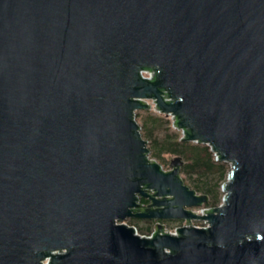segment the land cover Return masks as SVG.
<instances>
[{
	"label": "water",
	"instance_id": "obj_1",
	"mask_svg": "<svg viewBox=\"0 0 264 264\" xmlns=\"http://www.w3.org/2000/svg\"><path fill=\"white\" fill-rule=\"evenodd\" d=\"M146 101L231 165L221 206L148 159ZM45 258L264 264V0H0V264Z\"/></svg>",
	"mask_w": 264,
	"mask_h": 264
},
{
	"label": "trees",
	"instance_id": "obj_2",
	"mask_svg": "<svg viewBox=\"0 0 264 264\" xmlns=\"http://www.w3.org/2000/svg\"><path fill=\"white\" fill-rule=\"evenodd\" d=\"M150 111H135L133 116L139 137L147 149L148 159L160 167L165 164V156L180 159L178 175L183 185L195 194L206 197L204 207L214 208L221 196L219 188L225 180L228 164L220 160L213 161L206 145L180 140L179 133L170 128L169 121L164 115ZM138 203L144 205L146 200L138 199ZM140 222H143L142 225H138ZM153 224L154 222L144 220H127V225L133 227L138 235L150 233Z\"/></svg>",
	"mask_w": 264,
	"mask_h": 264
},
{
	"label": "built area",
	"instance_id": "obj_3",
	"mask_svg": "<svg viewBox=\"0 0 264 264\" xmlns=\"http://www.w3.org/2000/svg\"><path fill=\"white\" fill-rule=\"evenodd\" d=\"M140 74V76L142 77V78H145V79H151L152 78V76H153V71H151V70H149V71H142V72H140L139 73ZM169 99H166V101H168ZM148 104H150L151 105V111H154L153 110V104L150 102V103H148ZM155 113H157V114H160V113H158L157 111H154ZM162 115V114H161ZM169 116V118H170V126L172 127V129H174L175 131H177L178 133H179V138L181 139L182 138V134H181V132L179 131V130H176L173 126H172V123H173V117L171 116V115H168ZM192 143H196V142H192ZM207 147H208V149L210 150V152H211V156H212V160L213 161H218V156L216 155V153H214V152H212L211 151V148L208 146V145H206ZM228 164V172L231 170V165L229 164V163H227ZM228 172H227V174H228ZM227 174H226V177H227ZM226 177H225V180H224V182L226 181ZM223 182V183H224ZM223 183L220 185V188H219V191H220V193H221V196H220V199H219V202H218V204L215 206V207H219V206H221L223 203H222V200H223V196H224V194H223V192L221 191V188H222V185H223ZM214 207V208H215ZM212 208H206V207H204V206H201V207H198V208H195V209H191L190 211L193 213V214H195V215H197V216H204V215H206V213L207 212H209L210 210H211ZM193 222H195L196 223V225H192L193 224ZM208 225H207V223H206V221L205 220H192V221H190V223H189V225H185V223H184V221H179V222H177V223H175L174 225H173V227L172 228H167V226L164 224V230H163V233H165V234H168V235H176V229H178V228H181V227H193V228H206ZM133 228V227H132ZM134 229V228H133ZM134 231H135V229H134ZM136 232V231H135ZM152 232V231H151ZM151 232L150 233H148V234H146V235H139L140 237H144V238H150L151 237ZM137 234V233H136ZM48 262H49V258H45V259H43L40 263L41 264H48Z\"/></svg>",
	"mask_w": 264,
	"mask_h": 264
},
{
	"label": "rangeland",
	"instance_id": "obj_4",
	"mask_svg": "<svg viewBox=\"0 0 264 264\" xmlns=\"http://www.w3.org/2000/svg\"><path fill=\"white\" fill-rule=\"evenodd\" d=\"M147 103H150V101H146ZM150 112H152V113H155L154 111H150ZM167 119H168V121H169V124H170V118H169V116L168 115H164ZM170 128L172 129V127L170 126ZM172 130H174V129H172ZM175 131V130H174ZM171 158H173V157H168V156H165V164H162V170H167L168 169V162H169V159H171ZM228 172V171H227ZM142 223L143 222H140V223H138V225H142ZM125 224L127 225V221L125 222ZM173 223H170L169 225L167 224L166 226H167V228H172L173 227ZM192 225H196V223L195 222H193V224Z\"/></svg>",
	"mask_w": 264,
	"mask_h": 264
},
{
	"label": "flooded vegetation",
	"instance_id": "obj_5",
	"mask_svg": "<svg viewBox=\"0 0 264 264\" xmlns=\"http://www.w3.org/2000/svg\"><path fill=\"white\" fill-rule=\"evenodd\" d=\"M144 200H145V199H144ZM146 204H147V201H146V203H145L144 205H142V204L139 203L140 207H144ZM149 222H152V221H149ZM176 222H178V221H176ZM176 222H175V223H176ZM169 223H174V222H169Z\"/></svg>",
	"mask_w": 264,
	"mask_h": 264
}]
</instances>
